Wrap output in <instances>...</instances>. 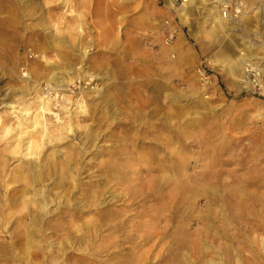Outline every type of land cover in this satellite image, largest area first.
Returning a JSON list of instances; mask_svg holds the SVG:
<instances>
[{
	"label": "rangeland",
	"instance_id": "rangeland-1",
	"mask_svg": "<svg viewBox=\"0 0 264 264\" xmlns=\"http://www.w3.org/2000/svg\"><path fill=\"white\" fill-rule=\"evenodd\" d=\"M222 1L227 2L228 11L225 8L223 11ZM1 5L5 12H0V177L6 185L0 188V195L4 189L6 195L7 188L9 192L22 191V182H13V177H20L22 171L36 164L37 168L43 166L44 179L37 195L32 190L28 193V199L34 197L33 202L37 203H30L34 207L32 212L19 208L12 222L0 221V242L5 245L0 264H100L99 260L107 253L132 251L126 241L119 248L107 247L105 251V246L114 240L134 234L137 238L144 235L157 238L163 236L167 222H180L179 219L148 222L151 214L148 211L139 216L150 204L149 199L144 204L140 198L118 201L125 204L120 218L139 221L126 222L139 226L136 230L121 228L123 222H90L97 220L101 206L79 208L83 204H79L81 194L91 186L104 189L108 201L109 186L119 181L117 175L128 172L127 166L115 168L111 178L107 162L115 148L123 147L117 140L120 136L132 141L133 136L137 139L146 134L132 115L135 110L145 113L151 109L154 124L150 125L155 129L151 127L153 131L147 140L158 143L155 138L161 133L166 137L163 153L156 148L151 150L149 157L153 159L147 165L153 166V171H148L151 178L145 180L154 183L165 174L180 184L190 175L188 183L202 193L196 200L197 213L188 220L187 228H197L202 211L210 205L206 184L199 178L218 170L226 176L243 175L253 169L252 161L259 156L264 141V0H199L188 8L187 22L180 21L177 8L158 0H1ZM108 15L110 22L105 20ZM214 16L225 17L227 28L222 27L217 36L209 34ZM142 17L149 19L148 27L141 25ZM101 20L117 29L115 35L122 41V47L138 51L139 60L151 61V65L143 61L145 67L156 75L163 74L168 98L154 97L156 93L151 89L146 92L147 84L138 83L141 79L135 77L138 72L135 65L119 64L114 68L118 72L131 70L130 80L109 75L104 66L109 56L97 53L96 47L100 43L97 23ZM80 34L89 42L83 50L79 45ZM56 35L61 45L53 48L52 39ZM45 42L49 49L42 53ZM165 49L171 54L162 62ZM85 50L87 58L82 61L80 55ZM226 55H231L234 61L241 56L245 59L242 76L238 73L234 79L227 73L229 65L225 71L216 62ZM66 59L72 66L69 69L63 66ZM110 59L140 65L133 56L113 55ZM66 70L69 72L65 73ZM178 91L182 96L173 102L172 95ZM116 96L120 98L119 113L130 117L110 118L108 124L101 123L102 110ZM41 98L49 100L50 110L43 113V120L51 141L42 135L40 127L32 126V118L40 113ZM147 99L150 107L142 108ZM157 104L164 107L159 113L165 111V117L156 113L153 105ZM120 121L124 125H118ZM162 121L166 127L160 131L158 124ZM4 129L10 133L1 139ZM114 132L117 138L110 136ZM29 143L35 155H28L25 150ZM137 148L129 166L136 173L135 178L147 175L138 158L144 154L143 149ZM161 155L165 157L160 159ZM220 159L232 162L223 165ZM239 159L248 160L242 169L233 163ZM123 162L125 159L117 160ZM55 165L61 168L56 170ZM105 179L109 182L107 186ZM178 191L172 186L165 191L172 203L165 202L170 209L164 210V215L179 217ZM65 203L72 207L67 209ZM210 207L218 208L216 204ZM35 212H44L45 222H30ZM17 216L26 222H13ZM113 223L119 231L109 235L112 231L109 225ZM151 224L154 228L148 227ZM253 234L264 239L262 231ZM149 247L147 243L142 249ZM261 255L264 258L263 245Z\"/></svg>",
	"mask_w": 264,
	"mask_h": 264
},
{
	"label": "bare ground",
	"instance_id": "bare-ground-1",
	"mask_svg": "<svg viewBox=\"0 0 264 264\" xmlns=\"http://www.w3.org/2000/svg\"><path fill=\"white\" fill-rule=\"evenodd\" d=\"M63 4V2H61ZM195 3V1L188 0L182 6L177 9V14L180 18V21L187 22L188 17H190L189 6L190 4ZM222 3L227 6V2ZM53 7H59L56 4L52 5ZM5 12V8L1 5L0 0V12ZM10 11V10H9ZM111 16V14H110ZM147 18V17H146ZM142 17L140 19L141 25L148 27L151 23L149 19ZM225 17H217L214 16V20L212 21V29L209 32L211 35H219L220 29L223 27L226 28V23L224 22ZM105 20L110 22L109 15ZM98 28L100 29L97 32L98 39L100 37V43L96 45L98 47V52H102L103 55L109 56L108 60L105 62V68L108 70L109 75L112 78L119 79H131V70H127L124 72L114 71V68H117L119 64H125L128 67L135 65L138 69L137 80L138 83L148 86L146 92L150 93V89L155 91L154 97L159 98L160 100L168 98L169 92H167V88L165 87V82L163 78V74L156 75L152 73L149 68L147 69L144 66L143 61L147 65H151L150 60H139L138 51L132 49L129 46L122 47V41L115 35L117 33V29L113 27V24H107L103 20L97 23ZM114 33V36H113ZM208 34V33H207ZM83 35H79V45L81 44L82 50L84 49L85 44L88 45L89 42L85 41ZM53 48H57L61 45L60 38L58 35L54 36L53 39ZM168 46L167 43H164ZM164 45V46H165ZM166 47V46H165ZM226 47V49H228ZM49 47L47 43H44V46L41 47L42 53H46ZM169 50L163 51V54L160 58L162 62H164V58L168 57V54H171ZM70 55V54H69ZM68 55V56H69ZM113 55H121L122 57L133 56L136 59L134 62L136 63H126L123 61H115L111 60ZM82 61H86L87 52L80 55ZM141 59V58H140ZM67 60V59H66ZM244 61L243 57L236 58L234 61L231 55H226L225 58H220V60L216 61L221 64L224 68L229 65L228 75L236 78L239 73L242 76V70L244 69ZM180 63L181 61L178 60ZM102 63V62H101ZM99 63V71L102 68V64ZM232 63V64H231ZM70 62L67 60V64H63L64 68L69 69ZM181 65V64H179ZM53 68H56L52 65ZM129 69V68H128ZM69 71L66 70L65 73ZM238 75V76H239ZM54 75L50 76L53 78ZM49 78V79H50ZM55 78V77H54ZM134 78V77H133ZM132 78V79H133ZM118 79V80H119ZM200 87L201 82L199 83ZM182 96V93L179 91L172 95V101L178 102L179 97ZM116 100H109L107 102L106 110H102L99 121L104 124H108L110 118L125 120L130 116H126V113L122 115L119 113V101L120 98L118 96L115 97ZM40 100V113L36 114L32 118V126L34 128L40 127L42 130V135L44 137H48L51 141L52 139L48 136L46 131L47 127L44 124L43 113L49 111V100L46 98H41ZM156 108V113L161 112L164 107H159V105H153ZM150 107V100L147 99L143 102L142 108ZM179 115V111L177 112ZM161 114L165 117V111ZM132 115H134L135 120L139 121L138 127L143 129L146 134L143 137L134 138L132 141L123 140V137L120 136V139H117L121 142L123 146L121 149L118 147L115 148L114 152L111 154L110 162H107V167L111 170V178L114 177V169H123V167H128V172H122L120 175H117L116 184H112L109 186L110 199L107 201L105 196L104 189L102 191L91 186L89 190L83 194H81V201L79 204L80 209L89 208L95 209V207L101 206V210L106 208L104 211L99 210L98 218L95 221L90 222H123L121 228L133 227L135 230L139 229V226H135L134 224L126 223V222H139L134 221L135 218H120L125 211L122 208L125 204L118 203L120 198H124V202L134 201L137 198H140L144 204L148 199L150 204L144 208L143 211L139 213V216H142V212L147 214L146 211L150 212L149 214L150 220L148 222H161V220L167 219H179L180 222L175 224L174 222H167L163 230V236H159L157 238H150L144 235V238H137L136 234L131 236H127L124 239L114 240L111 244L105 246V251H108L107 247H116L119 248L126 241L129 243L130 249L132 250L129 253H117L112 251L111 253H107L106 257L99 260L100 264H264V258L261 255L262 245L264 246V239H260L258 236L254 235L255 231L264 232V141L262 143L263 149L259 152V156L254 159L252 162L254 167L249 173H244L243 175L236 174H225L221 171H215L209 175H203L199 178V181L206 184L204 187L205 191L208 192L207 202L211 204H216L218 208H213L207 206L202 211V216L200 217L199 226L192 230L191 228L186 227V223L188 220L195 216L197 205V197L202 193H199V188L191 186L188 181L192 179V176H187L183 183H176L173 180H169L165 174L161 175L159 178H156L157 181L154 183H150L149 180H145L151 178L148 171H153L151 165H147L152 157L151 150L159 149L160 154L164 152L166 137L161 133L158 137L156 136V140L158 143L152 142L151 140H147L148 134L152 132V128L155 129L154 124L152 122V112L151 109L146 111L145 113L141 110H135ZM182 115V114H181ZM84 119H87L85 117ZM113 123V121H112ZM118 125H124L123 122H118ZM159 130L163 131L166 127L165 121H162L158 124ZM4 139L10 131L9 129H4ZM121 132V131H120ZM118 132V137L119 133ZM176 134V132H174ZM90 132L87 134V137H90ZM20 137L23 136L22 130L19 132ZM110 136L112 138H117L115 136V132L111 133ZM142 139V140H141ZM29 142V141H28ZM31 142V141H30ZM46 142V141H45ZM137 147H142L144 154L139 155L141 164L144 165V170L146 172L145 175H138L135 178V172L131 170L132 167H129L131 162L133 161V153L137 151ZM137 148V149H136ZM28 155H35L36 151L33 152V147L31 143L27 144L25 147ZM159 154V155H160ZM124 156V157H120ZM164 155H161L159 158L163 159ZM125 159L123 163H117V160ZM232 161L229 159H220V164H229ZM240 169L244 168L248 163L246 159H239L233 161ZM56 170L60 169V166L55 165ZM130 168V169H129ZM162 166H159V170ZM24 170V169H23ZM20 173V177H13V182H22L23 189L22 191L13 189H5L4 193L0 195V221L1 222H12V219L16 214L19 213V208L29 209L27 212L33 211V201H35L31 197L28 199V193L30 190L34 191L37 195L39 193V185L42 183L44 179L43 174V166L42 168H37V164L34 165V168H27ZM24 173V174H23ZM133 176H129V174ZM224 176V177H223ZM62 178H66L65 176ZM214 179V181H211ZM197 181V179H195ZM118 183L121 186H118ZM0 184L3 186L6 185L5 179L0 177ZM109 184L108 180L105 179L104 186ZM60 186V182H59ZM136 186H140L137 189ZM179 188L178 191V199L181 202V206L178 208L180 212L179 217L176 215L168 216L164 215V210L169 211V207L165 206V202L169 205V198L166 197L165 191L170 187ZM14 191V192H13ZM43 198H46V195L42 193ZM34 205L37 203L33 202ZM32 206V207H31ZM67 209L72 207L69 203H65ZM39 208V205H37ZM41 210V209H40ZM14 214V215H13ZM32 218L30 222H45V213L35 212V214L31 215ZM13 222H26L23 220V217L17 216ZM149 228H154V225L151 224L148 226ZM109 229H111V234L119 231L117 226L113 223V225H109ZM234 230L233 232H229ZM253 234V235H252ZM25 235V234H24ZM21 236V239H24ZM30 241V240H29ZM28 243V241H27ZM149 243L150 247L147 249H142L143 245ZM25 244V243H24ZM26 245V244H25ZM27 247V246H26ZM5 255V245L0 242V259ZM218 259H221L223 262L219 263ZM21 261V260H20ZM56 263V259H54Z\"/></svg>",
	"mask_w": 264,
	"mask_h": 264
},
{
	"label": "built area",
	"instance_id": "built-area-1",
	"mask_svg": "<svg viewBox=\"0 0 264 264\" xmlns=\"http://www.w3.org/2000/svg\"><path fill=\"white\" fill-rule=\"evenodd\" d=\"M160 1L161 3L165 4L166 6H169L171 8H179L180 6L184 5L186 3V1L188 0H158ZM192 1V0H191ZM195 1V3L193 4H190L189 7H193L194 5H196V3L199 1V0H193ZM228 6V5H227ZM225 6L223 3H221V7H223V11H224V8L226 9V11H228L227 9L229 7ZM169 40V39H168ZM169 43V41L167 42Z\"/></svg>",
	"mask_w": 264,
	"mask_h": 264
}]
</instances>
